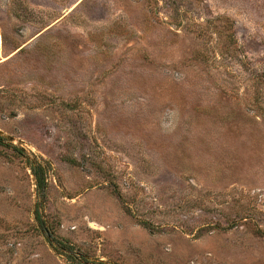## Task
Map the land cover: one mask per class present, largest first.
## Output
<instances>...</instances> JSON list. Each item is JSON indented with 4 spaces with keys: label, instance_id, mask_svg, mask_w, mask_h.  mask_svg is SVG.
Wrapping results in <instances>:
<instances>
[{
    "label": "rangeland",
    "instance_id": "obj_1",
    "mask_svg": "<svg viewBox=\"0 0 264 264\" xmlns=\"http://www.w3.org/2000/svg\"><path fill=\"white\" fill-rule=\"evenodd\" d=\"M0 41V264H264V0H0Z\"/></svg>",
    "mask_w": 264,
    "mask_h": 264
},
{
    "label": "trees",
    "instance_id": "obj_2",
    "mask_svg": "<svg viewBox=\"0 0 264 264\" xmlns=\"http://www.w3.org/2000/svg\"><path fill=\"white\" fill-rule=\"evenodd\" d=\"M35 175L37 176V174H36V173H35ZM41 184H42V182L40 181V182H39V185H41ZM39 187H40V186H39Z\"/></svg>",
    "mask_w": 264,
    "mask_h": 264
},
{
    "label": "bare ground",
    "instance_id": "obj_3",
    "mask_svg": "<svg viewBox=\"0 0 264 264\" xmlns=\"http://www.w3.org/2000/svg\"><path fill=\"white\" fill-rule=\"evenodd\" d=\"M1 42V41H0ZM92 226H94L93 224H92Z\"/></svg>",
    "mask_w": 264,
    "mask_h": 264
}]
</instances>
